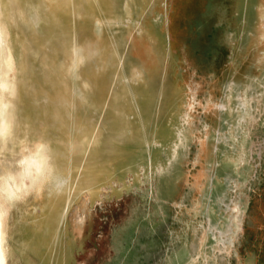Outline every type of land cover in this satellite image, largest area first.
Masks as SVG:
<instances>
[{"label":"rangeland","instance_id":"rangeland-1","mask_svg":"<svg viewBox=\"0 0 264 264\" xmlns=\"http://www.w3.org/2000/svg\"><path fill=\"white\" fill-rule=\"evenodd\" d=\"M116 1L115 15L123 20L109 29L116 34L118 63L111 64L108 81L121 101H102L101 71L90 96L82 84L70 88L82 94L85 116L120 121L127 129L120 133L107 124L97 143L110 161V181L96 195L84 189L72 198L62 231L68 264H264V0ZM249 17L255 25L245 44ZM108 43L112 63L113 39ZM145 62L146 79L139 70ZM152 63L158 67L153 75ZM36 72L23 69L17 76L29 99L15 97L5 165L15 142L38 141L45 131L56 140L75 124L73 107L69 111L65 99L35 84L56 76ZM168 81L177 92L165 113ZM151 84L156 106L144 118L134 102ZM181 86L188 98L178 112ZM160 122L171 138L159 131ZM134 127L138 140L132 141ZM119 142L136 144L133 162L114 160ZM155 150L161 154L152 161ZM48 195L45 186L10 205L9 264L40 263L26 246Z\"/></svg>","mask_w":264,"mask_h":264},{"label":"bare ground","instance_id":"bare-ground-1","mask_svg":"<svg viewBox=\"0 0 264 264\" xmlns=\"http://www.w3.org/2000/svg\"><path fill=\"white\" fill-rule=\"evenodd\" d=\"M100 1L101 4H96L95 7H92V1L88 7H81V13L84 14H87L88 9L90 11L94 9L95 17L94 20L90 18L89 21L85 18V20H81L78 24L81 28H88L89 26L90 29L92 28V25H94V38L90 37L89 43L87 42V39L81 41L79 49L81 52L84 46L86 49L88 46L90 47V53L89 55L80 54L79 62L82 67L83 63L94 61L95 67L90 68L89 71L84 69V67L77 71V69H75L76 66H74V69L69 70L62 81L58 80L61 84L56 85V90L54 92L47 91L46 87H44L45 85L39 84V82H34L36 85L43 86L42 90L49 94L50 97L60 96L62 99H65L68 103V110L70 111L73 107L70 112L73 114L75 122L73 127L68 129L64 128L62 132L56 136V140L51 138L46 131L39 136L38 141H43L48 144L51 149L50 155L54 167V179L45 185L49 188L48 199L41 207L42 213L33 217L34 234L26 246V249H33V251L39 255V264H68L70 260V253L68 252V247H66L67 245H64V236L62 231L64 229L65 219L69 212L72 198L77 196L78 193L84 189L88 190L91 195H96L101 188V184L105 181H110L112 177V174L109 173L108 164L110 161H105L103 148L97 143H99L101 136L106 131V128H109V126H114L115 128L118 127L120 133H125L124 129H127L126 126H123L120 123V121L117 122L113 120L112 122H97L92 121L90 116H85L82 113V108H80L82 107L80 106L82 94L73 92L70 88L73 84L71 75L77 76L80 79V82H87L88 78L95 82L98 72L111 62L110 51L107 49L110 38L105 30L106 20L103 14L112 12V8L110 6L111 2L109 0ZM12 8H15V6L9 7L8 0H0V33L3 34L4 38V44L3 46H0V78L6 77L14 82L16 90L15 97L17 96L19 100L25 101L29 99V96L25 92L23 83L17 80L18 74L24 69V60H22V58H16L14 55L12 47L9 44L8 26L2 21L4 15L8 17V12ZM63 10L65 11L66 7L60 6L57 7V9L54 8V13L57 14ZM254 25V19L249 17L248 26L245 28L246 34L243 39V43L246 44L248 39L251 38L250 32H252ZM17 31H19V29ZM135 42H137V38ZM21 55H19V57H21ZM9 56L12 58L11 72H9L8 68L5 66V61ZM155 72L156 68L154 66V69H152V75ZM142 73V71L138 72V80L143 78ZM185 87L181 86L178 91V112L183 111L184 104L188 98V92ZM154 92V85L151 84L144 97L135 99L134 103L138 109H140L141 117L151 118L156 106ZM176 92L177 91L174 90L173 86L168 81L167 90L165 91L163 100V111L165 113L172 102L175 101ZM102 95L104 97L102 101L105 105L110 104L112 100L111 96L114 95L112 93L111 85L105 84L102 87ZM12 103L15 105V98L12 100ZM74 106L76 107L74 108ZM30 112V110H27V115L30 114ZM107 124H109V126ZM256 127H259V125ZM158 128L161 133L164 132L169 136V138L173 136L172 133L168 132V130L164 127V122H160ZM129 129L133 134L130 136L131 140H138L135 136L139 129L136 130L137 128L135 129V127L133 129ZM65 140H67V142H63ZM66 144L69 146L68 148L66 147ZM133 146H136V144L129 145L128 143V145H126L125 142H119L117 146L114 147L117 155L114 160L120 163L129 164L131 161L130 157L132 156V150L134 152L133 154L137 153V150L133 149ZM160 154V150L152 151L151 160L153 161L154 158H158ZM133 161L134 158L131 162ZM102 173H105L104 176H102ZM101 177L103 178L101 179ZM59 181L64 182V187L61 190H57L54 186L55 183ZM40 192H43V190ZM5 207L8 208V211L3 219L0 220V256L6 260V264H9L10 259L8 260L9 248L7 242L8 232L6 220L10 211V205H6ZM210 208L216 209V206L210 203ZM65 242H68L67 237ZM10 257H12V255H10Z\"/></svg>","mask_w":264,"mask_h":264},{"label":"crops","instance_id":"crops-1","mask_svg":"<svg viewBox=\"0 0 264 264\" xmlns=\"http://www.w3.org/2000/svg\"><path fill=\"white\" fill-rule=\"evenodd\" d=\"M92 1V2H91ZM8 0L9 7L15 6L8 12V17L3 16L2 21L7 24L9 31V44L16 58L24 60V69L31 71H44L49 75H54L56 78L51 81H41L43 85H60L69 70L75 69L79 71L81 68H94V61L83 63L79 62L80 54L89 55L90 47L84 46L80 52L81 41L87 39L89 43L90 37L94 38V25L92 28H81L79 22L90 18L94 20V9H88L87 14L81 13V7H85L92 3V7L96 4L100 5V0ZM112 8L111 13H103L106 20V33L114 41L113 49L115 50V60L108 63L101 69V79L99 85L94 81L87 79V82H80L77 76L71 75L73 83L87 87V94L90 96V90L95 86L111 85L108 81V75L118 58L116 34L110 32V26L113 22L121 23L122 18L116 17L115 7L116 0H109ZM128 0L126 2V5ZM64 6L66 10L55 14L54 8ZM85 12V11H84ZM19 29V31L17 30ZM15 30V31H14ZM77 46V48H76ZM21 52V53H20ZM22 54V55H21ZM21 55V57H19ZM118 63V62H117ZM148 63H142L139 70L144 71V77H149V71L146 68ZM149 65V64H148ZM154 65V63H152ZM157 71V65H154ZM37 73V72H36ZM150 78V77H149ZM106 80V81H105ZM86 89V88H85ZM114 89V88H113ZM112 101L120 96L115 94ZM119 96V97H118ZM117 100V99H116Z\"/></svg>","mask_w":264,"mask_h":264},{"label":"clouds","instance_id":"clouds-1","mask_svg":"<svg viewBox=\"0 0 264 264\" xmlns=\"http://www.w3.org/2000/svg\"><path fill=\"white\" fill-rule=\"evenodd\" d=\"M4 38L0 33V46ZM9 72L12 70V58L5 61ZM15 84L11 80L0 78V220L3 219L8 208L27 196L39 193L44 186L54 179V167L51 159V149L43 141L29 142L20 140L15 142L12 150V159L5 165L3 154L8 151V145L13 139L15 122ZM57 190L64 187V182H56ZM0 264L6 260L0 256Z\"/></svg>","mask_w":264,"mask_h":264}]
</instances>
